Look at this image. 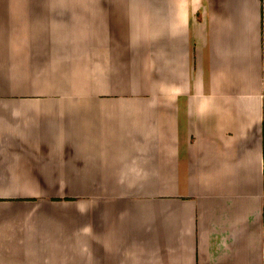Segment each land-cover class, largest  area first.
<instances>
[{
    "label": "crops",
    "instance_id": "obj_1",
    "mask_svg": "<svg viewBox=\"0 0 264 264\" xmlns=\"http://www.w3.org/2000/svg\"><path fill=\"white\" fill-rule=\"evenodd\" d=\"M0 264H264V0H0Z\"/></svg>",
    "mask_w": 264,
    "mask_h": 264
}]
</instances>
